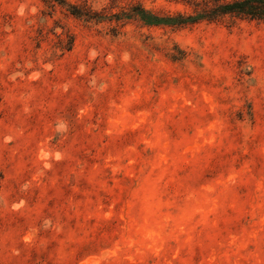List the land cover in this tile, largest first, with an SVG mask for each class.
I'll return each instance as SVG.
<instances>
[{"label":"rangeland","instance_id":"rangeland-1","mask_svg":"<svg viewBox=\"0 0 264 264\" xmlns=\"http://www.w3.org/2000/svg\"><path fill=\"white\" fill-rule=\"evenodd\" d=\"M192 2L0 0V264H264V22Z\"/></svg>","mask_w":264,"mask_h":264},{"label":"trees","instance_id":"trees-1","mask_svg":"<svg viewBox=\"0 0 264 264\" xmlns=\"http://www.w3.org/2000/svg\"><path fill=\"white\" fill-rule=\"evenodd\" d=\"M72 13H80L74 10ZM225 16L264 22V0H193L190 13H177L176 25L200 20L218 21Z\"/></svg>","mask_w":264,"mask_h":264}]
</instances>
